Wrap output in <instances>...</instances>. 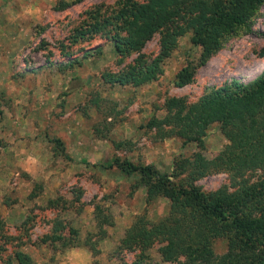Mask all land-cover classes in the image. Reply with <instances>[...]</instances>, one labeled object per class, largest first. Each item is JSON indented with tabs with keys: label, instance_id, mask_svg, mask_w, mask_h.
<instances>
[{
	"label": "rangeland",
	"instance_id": "obj_1",
	"mask_svg": "<svg viewBox=\"0 0 264 264\" xmlns=\"http://www.w3.org/2000/svg\"><path fill=\"white\" fill-rule=\"evenodd\" d=\"M73 1L0 0V264H21L18 253L29 264H196L237 250L242 241L229 243L193 204L176 201L171 189L154 198L140 174L119 166L155 165L175 182L193 174L204 193L225 188L222 202L229 210H252L255 203L240 182L264 178L258 139L264 5L250 30L226 40L188 85L174 79L188 60L199 58L192 32L152 82L132 87L109 83L107 76L129 69L140 56L155 59L165 32L122 57L114 30L83 38L79 32L91 22L88 14L114 16L124 0L64 7ZM258 80V94L243 108V127L255 140L246 159L255 167L233 181L228 170L240 167L230 153L233 131L215 123L200 140L192 127L182 138L175 127L157 125L173 113L169 99L190 105L210 90ZM251 217L261 222L258 211ZM142 254L148 257L139 260ZM242 264H260V252Z\"/></svg>",
	"mask_w": 264,
	"mask_h": 264
},
{
	"label": "trees",
	"instance_id": "obj_2",
	"mask_svg": "<svg viewBox=\"0 0 264 264\" xmlns=\"http://www.w3.org/2000/svg\"><path fill=\"white\" fill-rule=\"evenodd\" d=\"M80 0L64 5L65 8L77 4ZM264 0H148L137 4L133 0H124L114 16L101 18L99 12L88 14L91 22L79 33L81 38L98 35L105 29H112L116 48L122 57L142 51L146 43L158 32H165L159 55L148 61L140 56L135 64L118 74H107L109 83L122 86L139 87L152 82L163 70L165 61L178 47L180 39L192 32L193 46L200 49L197 61L188 60V64L175 76L174 83L185 86L191 83L197 70L205 66L217 54L226 40L236 37L242 30H250L251 20L257 14ZM264 77V73H263ZM260 80L243 85L235 81L231 86L206 92L196 103L187 104L182 99H169L167 106L173 113L158 126L175 127L182 138L192 127L202 140L213 124L219 123L223 129L235 133L231 146V156L240 163V167L230 168L232 181L242 176L246 167H255L254 159H246L254 144V138L244 129V104L259 92ZM260 150L264 155V113L258 117ZM60 150L65 153L60 140ZM222 160L217 163V167ZM112 169L113 165H103ZM243 167V168H241ZM127 174H140V183L151 190V195H158L171 189L176 201H186L195 206L204 219L214 223L215 231L234 244L242 241L237 250L229 251L221 257L199 259L196 264H242V260L260 252V264H264V178L255 184L243 180L240 184L248 191L255 203L248 213L229 210L223 205L222 195L225 188L204 193L195 185L196 176L191 174L185 182H175L163 175L155 165L138 166L127 162L119 166ZM223 169V168H222ZM177 177L174 175V178ZM236 181H234L235 185ZM260 214L261 222L251 217V212ZM45 238L41 243H47ZM150 245V244H149ZM148 257L142 254L139 260ZM21 264L30 260L22 253L17 254ZM137 264H141L138 262Z\"/></svg>",
	"mask_w": 264,
	"mask_h": 264
}]
</instances>
